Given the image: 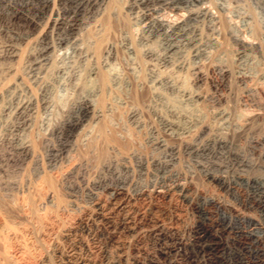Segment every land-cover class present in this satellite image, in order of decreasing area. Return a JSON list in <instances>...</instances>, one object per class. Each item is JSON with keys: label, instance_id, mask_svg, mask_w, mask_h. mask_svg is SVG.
<instances>
[{"label": "bare ground", "instance_id": "bare-ground-1", "mask_svg": "<svg viewBox=\"0 0 264 264\" xmlns=\"http://www.w3.org/2000/svg\"><path fill=\"white\" fill-rule=\"evenodd\" d=\"M19 1L8 7L3 26L11 39L1 58L7 72L21 67V75L0 88V264H103L91 257L85 237L70 243L78 231L99 239L107 264H264V177L252 174L264 167V63L254 74L246 64L250 53L264 58L260 46L240 33L229 61L212 39L220 37L223 16L202 0H130L123 16L142 27L126 53L142 64L141 54L150 73L109 74L103 64L118 55L116 42L100 57L114 36V0ZM60 52L69 62L54 69ZM167 69L189 73L191 88H178ZM210 74L252 86L233 91H244L233 109L223 83L211 81L210 94L202 92ZM58 78L73 93L66 109L54 101ZM257 89L261 101L252 94ZM238 106L250 111L241 123L234 116ZM57 108L61 117L54 119ZM42 113L47 134L58 139L51 170L41 164L32 137ZM184 155L194 160L192 173L178 166ZM62 163L68 202L51 174ZM209 166L228 171L213 175ZM197 172L237 195L240 208L202 198ZM84 195L90 203L82 206ZM164 203H181L199 220L177 229L165 221ZM76 208L83 216L77 226L71 221ZM129 237L138 241L133 256L125 251ZM148 240L152 248L143 245Z\"/></svg>", "mask_w": 264, "mask_h": 264}, {"label": "rangeland", "instance_id": "rangeland-1", "mask_svg": "<svg viewBox=\"0 0 264 264\" xmlns=\"http://www.w3.org/2000/svg\"><path fill=\"white\" fill-rule=\"evenodd\" d=\"M202 1L204 3V7L208 8V9H211V10H215V12H219V13L221 12V16H223V17L225 16L224 18L222 17V21H223V26H224L225 23H226V25L224 27L223 26L221 27L222 30H220V37L217 34L212 35V37H213L212 39H215V40H213V42H218L219 45L222 44L223 48L220 45L221 46L220 49L222 50L221 52H223V55L224 54L226 55V56L224 55V58L225 59L228 58V60L230 61L232 59V55L234 57L235 53L237 52L238 46L236 45L234 39L237 37L238 34L240 35V33H241L240 37H243V39H246V40H247V37H248V40L247 41L250 40L249 41L250 44H251V41H253L252 43L256 44L257 46L259 45L260 48L262 49V51L264 52V49H263L264 48L263 47V45H264V5H263L264 4L263 3L264 0H202ZM19 2H20L19 0H17V1L16 0H4L2 3H0V67H1L0 68V73H1L0 74V82L2 81L0 83L1 84L0 85L1 86L0 88L1 89L3 88L2 90H4V88L6 89V87L9 88L10 86H12V84L16 83L18 76L21 75V67H19L18 72H14V75H12L13 72L12 73L7 72L6 70H7V63L8 62L2 60V58H1L2 56H4L5 51H6L5 49L10 44V39H11L10 38V34L7 33V32H5V30H3V26L5 25L4 24L5 23L4 20L6 18V13H8V11H9L8 10L9 9L8 7L18 6L20 4ZM127 2L129 3L130 0H114V2H113V7L116 10L118 9L117 10L118 15L115 18L112 17V19H111L112 22H114V26H115V28L113 30V33H114L113 35L114 36H112V38L110 39V42L111 43L109 42L108 45L104 48L103 52L101 53V57L100 58L102 60L104 58V56H105L104 54L106 53L108 47H112L113 44H115V42H116V45H114L116 48L114 46L113 47L117 51V54L118 55L116 54L117 56L114 59H107L106 61H104L105 64H103V65L106 66L105 68L107 70V73H109V74H114V72L115 73L116 72L117 73H123V72H125V70L127 68H132L136 72L141 71L142 74H148V73H150L149 70H150L151 67L149 65L145 64L144 59L141 57V54L139 55L138 60L140 59V62L141 63L143 61L142 64L136 62L133 58L129 57L128 54L126 53V51H127L126 50V45L128 43H130V42H133L134 44H137L138 43V38H139V35H140V32H141L140 30H141V27H142V26H140V28H139V26H137L135 24V20L133 22V19H131V18L129 19L128 16H123V15H125V12H126V9H127V7H125V6H128V3ZM213 6L216 9H218V11ZM119 14H120L121 17L118 18ZM122 16H123V18H122ZM223 19H226V21H224ZM227 20H230L232 22V24L230 25L231 22L230 21H227ZM234 21H236V22H234ZM116 23H117V25H116ZM236 23H238V24L236 25ZM234 26H236V27H234ZM226 27H228L229 29L226 28ZM236 28L238 30H240V31H238ZM233 31L235 32V34H234ZM244 31L246 32V34H244ZM205 32H207V31H205ZM229 32H232V33H229ZM221 34H223V35H221ZM229 34H231V35H229ZM242 34H244V35H242ZM225 35L227 37H229V39ZM252 35H253V38L251 37ZM222 36H223V38H222ZM224 37L226 38L225 39L226 40L225 41L226 43L222 41V40H224ZM256 37L259 39V41H261L262 46L259 44V41L256 40ZM249 38H252V39H249ZM262 41H263V43H262ZM155 45L157 46V44H152V47L154 46L153 48H156ZM62 53L60 52L59 57L55 58L56 60L54 59V62H55L54 63L55 64L54 65V69L56 67H58V68H61V67L64 68L65 65H67V63L69 62V60L64 55H62ZM250 54H251L252 58L250 60L251 62L248 61L246 63L247 64V69L250 71V73H252V71H253L252 74H254L256 72L255 70H257L259 68L260 64L261 63H264V58L262 59L261 57H259L261 54L256 53V52H255V54L253 52V55H252V53H250ZM228 56L229 57L231 56V59ZM2 62H3V64H2ZM251 63H252V65H251ZM127 65L129 67H127ZM165 71H166L167 74L170 73L169 74L170 77L171 76L173 77V78L172 77L171 78L173 79V82L175 83V85L178 88H180V89L181 88H187V87L188 88H191V86L193 85L192 84V79H191V77H189L190 74L188 73L189 74L188 75L186 71H184L183 73L181 72L180 74L179 73H176L175 71H173L171 69H167ZM165 71H164V74L166 75ZM173 72H175V73H173ZM169 75H167V76H169ZM212 75L213 74H210V76H212ZM186 79L188 80V82H187ZM224 79H226V80L221 82L220 79H219V76L213 75L212 76V79L211 80H208L206 82L208 85L206 83L202 84V87H201L202 88V92H205L207 94H210V91L212 90V87H211V83L212 82L211 81H215V82L218 81L221 84L223 83V86L220 88L221 93L224 96L225 95L226 96L229 95L228 97L225 96L226 98L229 99L228 100V99L225 98V101H227L226 103H228V102L230 103V104L228 103V105H230L229 107H232V108L233 107L234 108L236 107L237 108L236 104H237V102L242 101V99H243V92H244V91L242 93L239 92V91L237 92L238 88H239V90L241 88L243 90L245 88V90H246V88H251L252 84L251 83H248L247 85L246 84L240 85V84H236V83L233 84V83L229 82V80H230L229 77L224 78ZM59 80H60V78H58L57 81H59ZM57 81L55 82L56 89H55L54 101H57V105L58 104L60 105V106L58 105V107H61L62 106V108L66 109V108L69 107V101H70V98L73 97V96H71L73 93L71 91V87L70 86L63 85V81L62 80L59 81L58 83H57ZM230 84H233V85H230ZM249 84H251V86ZM231 86L234 87V88L232 89ZM248 86H250V87H248ZM205 88H207V89H205ZM235 89H237L234 92L235 95L236 94H239V93L241 94V95L239 94L238 96L236 95L238 97V99H237L236 96H233L234 95L233 91ZM231 91H232V93H231ZM255 92H257V94H259V93L260 94L259 95H256ZM255 92L253 91V93H252L254 96H256L255 99L258 101V98H259V101H261V99H260L261 98V90H258L257 89ZM227 93H228V95H227ZM230 94H231L232 97L230 96ZM56 97H57V99H55ZM230 97H231V99H230ZM51 104L52 103H50V105ZM204 106H205V104H204ZM242 109L243 108H241L240 106H238V109L234 113L235 114L234 116L236 118V121L239 122V123L242 122L241 119L243 120L245 118V114H249L250 113V111H248L249 113H246L247 111H243ZM58 112H60V114H61V110L58 111V108L55 109L54 110V116L52 118L59 119L61 117V115ZM241 113H242V115H241ZM237 115H238V117H237ZM39 116L37 118L38 120L36 119L35 128H34V131L32 133V135H33L32 137H34L33 139H34L35 144H36L37 153L40 156L39 158H40L41 164L44 167H46L47 169L51 170V167L49 166V158H50L49 155H51L52 149H54L56 147V145L58 144V139L56 137L51 136L50 134H47L50 131L47 130V125L43 124V118L46 115H44L42 113V115L40 114ZM110 119L111 118H109V120ZM43 133H45V134H43ZM43 135H46L49 138L46 137V136H43ZM241 144H242V146H241ZM241 144H240V146H241V148H243V145L244 144L243 143H241ZM139 147L142 148L143 147L142 144H139ZM106 156H107L106 158H109L108 156H110V155H106ZM248 156L252 160H254L253 158L256 159V156L255 155H251L250 153H248ZM69 157L70 158L72 157L71 159H75L74 157L77 158V156L74 153H71V156H69ZM182 158L183 159L180 160L178 166L180 168L184 169L185 172L188 171V173H192V170L194 169V160L192 158L186 156V155L182 156ZM200 162L203 163V164H206V166L208 165L206 160H202L201 159ZM217 162L221 163L222 160H218ZM261 162L263 164L264 163V159H262ZM132 164L133 165L135 164L134 161L132 162ZM98 166H99V164L97 165V167ZM263 166H264V164H263ZM65 167H66V163H62V164L58 165L57 168L52 169L51 174L56 179L58 178L57 179L59 181V183H58V191L60 193V197H61L62 201L65 202V200H66V202H68L69 198H67V196H66V190H64L66 187L63 184V182L61 181L62 178L65 175V172H64ZM210 169H212V170H210ZM189 170H190V172H189ZM208 170L207 171L210 174H213V175L215 174L217 176H219V175H225L227 173V171H228L226 168H223L221 170L219 168H215L214 169V168H212L210 166L208 167ZM255 170L252 171V174H254V175H260V176H263L264 177V167L261 168V169H255ZM61 171H63L64 173L61 172ZM203 174H205V172H203V173L200 172V174L197 172V174H195V181L197 179L196 182L199 185L198 186L199 187L198 188V193H199L200 196H202V198L203 197L212 198V199L216 200L219 203H226V204L228 203L230 205L236 206L237 209L240 208L238 206V203H239L238 202L239 201L238 199L239 198L237 197V195H226L225 193H223L220 190H218L217 188H215L213 185H210V184L206 183L201 178V176H200V175H203ZM199 180H200V183H199ZM142 182H144V181L142 180ZM59 184L60 185L62 184V185L60 186ZM59 188H61V189L59 190ZM79 201H80V205H82V206L88 205L90 203L89 198L86 197L85 195L83 197L81 196ZM161 206L167 211V215H166V219H165V221L167 222V224H170V225L174 226L177 229H185V228L190 229V227H192L199 220L198 215L195 212H193L187 206H185V205H183L181 203H174V204H168V203L165 204L164 203ZM238 211L239 210L234 211V213H232V214L234 216H236V215L239 216V212ZM71 215L73 217L71 221L74 220L72 222L73 225H76L77 222L80 219H82V217H83L81 210L80 209H77V208L71 212ZM170 217H171L172 220L170 219ZM177 217H179V218H177ZM82 233L83 232H81V231L75 232V234L70 239V243L71 242L74 243L76 240H79L81 238L84 239V237H85L84 240L85 241L87 240V243L89 245V248L91 249L90 250L91 251V257L92 258H96L97 261L102 262L103 264H107V261H106L104 255H103V253L101 251L102 249H101V244L99 242V239H97V237H95V236H90L89 237L87 234H85V233L82 234ZM187 236H188V234H187ZM124 241L126 242L125 251L127 252L126 253L124 251V253L128 254V256H131V255L133 256L134 255V251H135V249H136V247L138 245V241L136 239L131 238V237H129L128 239L125 238ZM143 245L146 246V247H148V248H152V241H150V240H148V242L144 241ZM67 248H68L67 250L70 249L69 248V245H67ZM129 253H130V255H129Z\"/></svg>", "mask_w": 264, "mask_h": 264}]
</instances>
